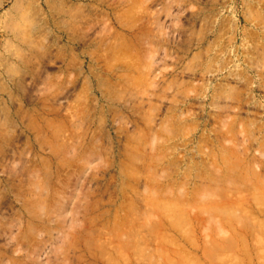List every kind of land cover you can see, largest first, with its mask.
<instances>
[{
  "label": "rangeland",
  "instance_id": "1",
  "mask_svg": "<svg viewBox=\"0 0 264 264\" xmlns=\"http://www.w3.org/2000/svg\"><path fill=\"white\" fill-rule=\"evenodd\" d=\"M0 264H264V0H0Z\"/></svg>",
  "mask_w": 264,
  "mask_h": 264
}]
</instances>
